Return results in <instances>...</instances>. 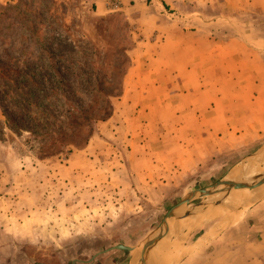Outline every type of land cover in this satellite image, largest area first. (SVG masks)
Masks as SVG:
<instances>
[{
	"label": "rangeland",
	"instance_id": "rangeland-1",
	"mask_svg": "<svg viewBox=\"0 0 264 264\" xmlns=\"http://www.w3.org/2000/svg\"><path fill=\"white\" fill-rule=\"evenodd\" d=\"M118 6L99 16L93 0H0V264H143L142 255L151 264L159 232L154 264H264V195L241 203L222 190L232 197L241 180L252 187L243 199L264 194V9L171 10L185 29L247 42L260 64H204L203 79L159 90L173 64L156 62L157 34L143 35ZM87 80L113 94L112 113L86 145L59 151L37 130L74 137L68 116L101 107ZM216 115L218 129L189 127Z\"/></svg>",
	"mask_w": 264,
	"mask_h": 264
},
{
	"label": "crops",
	"instance_id": "crops-1",
	"mask_svg": "<svg viewBox=\"0 0 264 264\" xmlns=\"http://www.w3.org/2000/svg\"><path fill=\"white\" fill-rule=\"evenodd\" d=\"M147 1L148 0H119L117 10L123 11L129 18V21L137 26L143 35H148L152 32L157 34L158 39L154 41V44L153 42L151 44L149 43V46L152 45L153 48L160 49V51H156V56L159 58L156 62H160L159 64L167 68L174 67L173 71L176 72L175 76L171 73L168 74V72H164L161 76L163 79H159L158 81L159 77L157 79L154 78L155 82L158 81L156 89L168 88L170 86L169 83L175 79H177V81H179L178 83L181 85H187L191 79H195V76H197L198 79H203L202 75L205 70H203L202 67L209 64L216 65L217 69L219 71L223 70V72H229L228 69L233 66L231 60L234 58H238L241 64L245 61L252 65L250 68L260 64L257 60L258 53L247 45V42L239 38H232L228 43L225 41L220 43L208 34V27H200L196 31L185 29L178 24L177 20H172V18L175 17H172L171 13L173 12L171 10L185 4L192 5L193 7L204 5L216 6L221 1L228 3L234 8L248 6L256 9H264V0H157V2L150 7L145 6V3L143 4V2L147 3ZM93 2L96 7L95 14L99 16H104L112 11L108 6V0H93ZM205 68L207 69L209 66H205ZM180 72L184 73L179 75ZM220 77V73H218L217 78ZM164 80L166 81L159 83ZM214 109H217V111L219 110L221 115L224 113V111L219 109V106H211V109L206 112L208 113ZM218 117L220 116H210L205 122L203 119L206 118L203 116V119L195 120V122L189 124V127L196 129L205 127L203 129L205 131L206 128L218 129L221 125L220 119L217 120ZM262 225H264V223ZM257 255L259 257L264 256L261 255V253ZM261 261H264V259Z\"/></svg>",
	"mask_w": 264,
	"mask_h": 264
},
{
	"label": "trees",
	"instance_id": "trees-1",
	"mask_svg": "<svg viewBox=\"0 0 264 264\" xmlns=\"http://www.w3.org/2000/svg\"><path fill=\"white\" fill-rule=\"evenodd\" d=\"M121 15H113L111 17L107 18H102L100 19V24L99 26H103L105 23L109 21L110 18H120ZM108 24V23H107ZM118 26L123 30V31H129L130 27L126 23L122 21V19L118 20ZM131 31V30H130ZM130 38V42H133V37L132 34L127 33ZM125 51V50H123ZM124 56L127 57L125 53ZM123 70V69H121ZM126 71V70H125ZM125 71H120L118 73V76L115 77L116 85L114 86V91L113 94H118V91L121 90L122 88V75L125 74ZM120 78V80H119ZM85 84L89 85L91 90L95 92V95L97 96L98 104L101 106L100 109L94 111L95 109L92 110H87V108L81 107L78 111L75 113H71L70 117L68 116L69 120L67 122L68 128L71 129V133L74 134V137H69V134L65 131L64 128H58L56 132L54 131H46L43 132L41 129L37 130L41 131V135L43 138H46L51 142V146H55L59 149V151H62L66 148L73 149L75 148H80L84 145H86L89 142V139L91 137V132L93 128V123L94 121L98 120H103L106 117H108L112 113V104L110 97L113 95L112 93H105L103 83L99 82L98 80H87ZM95 101V99H93ZM92 108V107H90Z\"/></svg>",
	"mask_w": 264,
	"mask_h": 264
},
{
	"label": "bare ground",
	"instance_id": "bare-ground-1",
	"mask_svg": "<svg viewBox=\"0 0 264 264\" xmlns=\"http://www.w3.org/2000/svg\"><path fill=\"white\" fill-rule=\"evenodd\" d=\"M263 160V159H262ZM260 161V160H259ZM261 163V162H260ZM263 164V163H262ZM244 167V166H243ZM264 167V166H263ZM241 169V168H240ZM244 170V169H243ZM240 172V171H239ZM238 171H235V172H233L231 175H229L228 177H227V179H226V181H222L223 182V184H227V183H229V182H233V181H236L235 179L238 177V173H239ZM252 172V171H251ZM260 172V171H259ZM259 175V174H258ZM242 176V175H241ZM241 176H240V178H241ZM248 177H251V176H248ZM245 178H246V176H245ZM244 178V179H245ZM261 185H264V184H261ZM262 187H264V186H262ZM262 187H259L258 189H261ZM234 188H235V190L237 191V190H240L241 189V191H237L236 193H237V195H236V193H235V195H232V197L230 198V200H232V201H236V200H238V201H243L242 199H243V195L245 194H247L248 195V193H252V191H248L247 190V192H244V191H242V189H252V187L250 186V185H248L247 183H245V181H242L241 182V180H239V181H236V183L234 184ZM255 190V189H254ZM257 191V190H256ZM259 191V190H258ZM261 192H262V190H261ZM260 192V193H261ZM259 193V194H260ZM254 194H256V193H254ZM249 196H251V195H249ZM245 199V198H244ZM221 205H222V203H220L219 201H218V203H216V205H215V207L216 208H221ZM225 205V204H224ZM232 205H234V204H232ZM227 207H225V208H230V207H228V205H226ZM232 213H230L229 214V216H228V218L229 217H231L230 215H231ZM228 215V214H227ZM177 218H185V220L183 221V222H181L182 224H184L185 222H189L190 221V216L189 215H187L186 216V214L185 215H183V216H179V217H177ZM176 218V219H177ZM230 219V218H229ZM180 224V223H179ZM142 257H143V260H144V256L142 255ZM168 263V262H167Z\"/></svg>",
	"mask_w": 264,
	"mask_h": 264
},
{
	"label": "water",
	"instance_id": "water-1",
	"mask_svg": "<svg viewBox=\"0 0 264 264\" xmlns=\"http://www.w3.org/2000/svg\"><path fill=\"white\" fill-rule=\"evenodd\" d=\"M263 183H264V181L262 182V184H263ZM260 186H261V184H259V185L257 186V188H259ZM222 190H224V192H225V194H226V196H227L228 198H231V196H230V195H231V191H232L231 188H228V189H222ZM207 192H209V193H215V192H217V190H216L215 188H208L207 190H204V191H203V193H207ZM262 195H264V194H259V193H257V194H252L249 198L242 199L243 201H241V203H252V202H257V201L261 200V198L263 197ZM182 204H183V203H182ZM182 204H181V205H182ZM175 211H176V209H175L173 212H170L169 215L166 217L165 220H167L168 218L172 217V216L175 214ZM161 228H162V227H160L159 230H161ZM159 230H158V232H159ZM160 233H161V232H159V234H158V238L154 239L153 242L151 243V246H150V249H151L150 255H151V257H149V258H151V264H154V262L156 261V256H155V253H154L153 251H154V249H155V245H156V243H157V241H158L157 239H159V237H160ZM156 240H157V241H156ZM117 248L125 249V250H128V251H131V250H132V248H130V247H126V246H124V245H119V246H117ZM147 258H148V257H147ZM147 258L143 260V264H148ZM155 264H156V263H155Z\"/></svg>",
	"mask_w": 264,
	"mask_h": 264
},
{
	"label": "built area",
	"instance_id": "built-area-1",
	"mask_svg": "<svg viewBox=\"0 0 264 264\" xmlns=\"http://www.w3.org/2000/svg\"><path fill=\"white\" fill-rule=\"evenodd\" d=\"M108 5L111 8H116L118 6V2H117V0H108Z\"/></svg>",
	"mask_w": 264,
	"mask_h": 264
}]
</instances>
